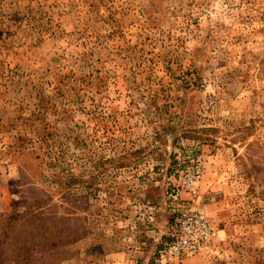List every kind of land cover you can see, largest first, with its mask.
<instances>
[{"label":"rangeland","instance_id":"1","mask_svg":"<svg viewBox=\"0 0 264 264\" xmlns=\"http://www.w3.org/2000/svg\"><path fill=\"white\" fill-rule=\"evenodd\" d=\"M0 264H264V0H0Z\"/></svg>","mask_w":264,"mask_h":264},{"label":"built area","instance_id":"2","mask_svg":"<svg viewBox=\"0 0 264 264\" xmlns=\"http://www.w3.org/2000/svg\"><path fill=\"white\" fill-rule=\"evenodd\" d=\"M199 176L198 169L189 172L187 183L193 184ZM172 229L170 238L165 243V251L176 258H191L201 254L209 247L214 233L203 208L197 205L176 217Z\"/></svg>","mask_w":264,"mask_h":264}]
</instances>
